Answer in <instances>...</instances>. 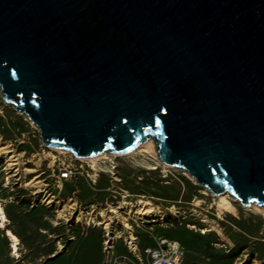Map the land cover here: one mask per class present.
Masks as SVG:
<instances>
[{
  "label": "water",
  "instance_id": "1",
  "mask_svg": "<svg viewBox=\"0 0 264 264\" xmlns=\"http://www.w3.org/2000/svg\"><path fill=\"white\" fill-rule=\"evenodd\" d=\"M0 92L78 158L152 139L264 208V0H0Z\"/></svg>",
  "mask_w": 264,
  "mask_h": 264
},
{
  "label": "rangeland",
  "instance_id": "2",
  "mask_svg": "<svg viewBox=\"0 0 264 264\" xmlns=\"http://www.w3.org/2000/svg\"><path fill=\"white\" fill-rule=\"evenodd\" d=\"M13 154L16 165L8 161ZM114 156L82 161L44 147L39 129L0 92V201L7 229L20 239L14 255L0 228V264H148L146 249L160 239L179 241L185 264H264V209L236 201L235 211L219 210L215 194L163 164L155 148ZM63 168L71 171L67 179L60 176ZM140 201L149 202L156 217L130 215ZM124 202L131 208L111 211ZM110 216V230L97 225ZM210 224L224 236L207 231ZM131 231L136 255L124 240ZM108 237L114 238L110 254L104 250Z\"/></svg>",
  "mask_w": 264,
  "mask_h": 264
},
{
  "label": "bare ground",
  "instance_id": "3",
  "mask_svg": "<svg viewBox=\"0 0 264 264\" xmlns=\"http://www.w3.org/2000/svg\"><path fill=\"white\" fill-rule=\"evenodd\" d=\"M155 148V144L153 142L152 139H149L147 142H145L144 144L138 146L136 149H134L133 151L129 152V153H125V154H115L116 157L118 156H122V155H130L133 152H137V151H142V152H150L153 151ZM2 150H7V147L2 148ZM60 152L62 153H69L67 151L64 150H60L58 149ZM7 154H11L12 151L8 150L6 151ZM71 154V153H70ZM72 155V154H71ZM109 156V154L105 153L99 156H95V157H91V158H81L80 160L82 161H90V162H97V161H101L102 159H105ZM114 156V157H115ZM8 161L12 162L10 163L11 165H16L18 159L16 158V156H8ZM98 176V174H96V177ZM206 193V192H205ZM217 196V202L216 205L218 207L219 210L222 211H226V212H233L235 211V207L233 205V202H236L237 200L231 198L229 196L228 193H224V194H219L216 195ZM52 202V200H50V198L45 199V204L49 205ZM253 205H255V203H253ZM251 204V206H253ZM257 205V204H256ZM60 206H63V204L61 203ZM244 206H248V205H244ZM123 207H130L131 208V204L130 203H122V205L119 206H111V211L118 213L120 209H122ZM258 207V206H257ZM261 208L262 210L264 209L263 207L259 206L258 209ZM264 211V210H263ZM129 214L134 216V217H139V218H153L156 217L155 216V212L153 210V208L150 207V203L149 202H145V201H140L137 205H135L133 207V209L129 210ZM112 216L108 217L105 219L104 222L102 223H98L97 225H102L104 226L105 229L110 230L111 228V220H112ZM203 222L204 223H211L209 221H207L205 218H203ZM7 223H8V218L6 215V212L4 210V207L0 201V228L6 229L7 232V236L9 237L11 243H12V250L14 252V255L17 254L19 252V245H20V239L19 237L10 229H7ZM211 229H206L207 231H214L216 232L219 236L223 237V233L220 231V229H218L216 226L210 224ZM130 233V238L131 239V243L132 240L134 239V236L132 235V231L129 232ZM131 248L132 250H136V248L134 247V244H131Z\"/></svg>",
  "mask_w": 264,
  "mask_h": 264
},
{
  "label": "built area",
  "instance_id": "4",
  "mask_svg": "<svg viewBox=\"0 0 264 264\" xmlns=\"http://www.w3.org/2000/svg\"><path fill=\"white\" fill-rule=\"evenodd\" d=\"M75 158L79 160L81 159L78 157ZM62 170L64 172L60 173L61 178L67 179L70 176L71 171H69L68 168H63ZM129 238H130V233H129V237L124 239L126 245L128 246V249L136 255V252L138 250V246L136 244L137 238L134 237V239L132 240V243L134 244L136 250H132L131 248L132 243H131V239ZM113 249H114V238L112 237V239H110V237H108V239L105 241L104 250L110 254ZM146 253L150 257V261L148 264H185L184 248L181 245V243L177 240L160 239L157 243V246L154 248L146 249ZM114 264H128V262L126 261V259L123 260L117 259L114 262Z\"/></svg>",
  "mask_w": 264,
  "mask_h": 264
}]
</instances>
